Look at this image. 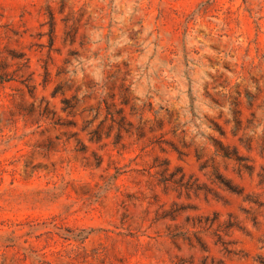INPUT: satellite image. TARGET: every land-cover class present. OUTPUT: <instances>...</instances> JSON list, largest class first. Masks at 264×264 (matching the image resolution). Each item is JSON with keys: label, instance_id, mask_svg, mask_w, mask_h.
Masks as SVG:
<instances>
[{"label": "rangeland", "instance_id": "374dc122", "mask_svg": "<svg viewBox=\"0 0 264 264\" xmlns=\"http://www.w3.org/2000/svg\"><path fill=\"white\" fill-rule=\"evenodd\" d=\"M0 264H264V0H0Z\"/></svg>", "mask_w": 264, "mask_h": 264}]
</instances>
